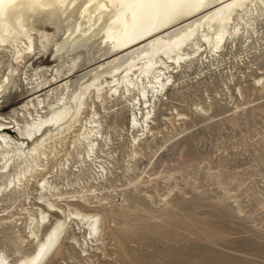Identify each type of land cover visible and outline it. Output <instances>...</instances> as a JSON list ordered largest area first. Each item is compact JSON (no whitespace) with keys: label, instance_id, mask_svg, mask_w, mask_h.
I'll use <instances>...</instances> for the list:
<instances>
[{"label":"rangeland","instance_id":"obj_1","mask_svg":"<svg viewBox=\"0 0 264 264\" xmlns=\"http://www.w3.org/2000/svg\"><path fill=\"white\" fill-rule=\"evenodd\" d=\"M258 7L250 26L241 24L218 48L202 44L180 67L170 64V82L151 102L122 87L111 95L104 86L98 99L87 98L78 122L50 140L33 177L16 192H0V252L8 264L31 254L63 218L47 212L48 222L33 225L36 207L46 212L37 203L44 197L64 214L96 215L97 230L89 233L70 214L43 264H264V6ZM31 35L34 49L21 59L8 45L0 50V80L8 77L0 87V122L17 140L13 119L22 127L31 119L26 110L36 116L26 102L37 103L39 95L40 114H48L66 95L58 84L87 67L83 58L61 79L69 63L55 74L52 42ZM45 80L51 81L32 93ZM148 110L143 127L131 123ZM93 111L100 126L90 150L82 134ZM42 176L50 187L41 186Z\"/></svg>","mask_w":264,"mask_h":264},{"label":"bare ground","instance_id":"obj_2","mask_svg":"<svg viewBox=\"0 0 264 264\" xmlns=\"http://www.w3.org/2000/svg\"><path fill=\"white\" fill-rule=\"evenodd\" d=\"M259 5L264 6V0H0V50L8 45L15 60L23 58L26 51L34 49L33 31L39 33L45 44L52 42L53 57L58 60L55 74L62 71L60 65L64 61L69 63L61 79L71 76L83 58L87 64L72 80L69 77L58 84L67 92L58 106L48 107V114H40L38 108L43 99L38 98L39 95L35 96L37 103L33 99L26 102L25 107L33 106L36 116L26 110L31 119L22 127L13 119L22 140L11 137L4 131L11 126L0 122V178L4 179L0 192L15 191L33 177L35 167L47 158L50 140L78 122L87 98L98 99L104 86L111 95L122 87V93L136 89L138 100L142 99L143 104L151 102V98L169 84L170 64L180 67V63L197 53L202 44L209 50L218 48L224 37L242 29L241 24L242 27L250 26L251 15ZM37 24L47 25L53 31L47 33L36 28ZM78 52L85 53L84 57H73ZM120 68L122 74L117 76ZM107 75L110 80L105 79ZM7 78L5 83L0 80V87L8 82ZM49 81L33 86L32 93L40 91ZM148 113L149 110L140 118L135 113L131 123L143 127ZM86 123L90 128L82 137L92 150L98 143L100 126L94 111ZM46 179L42 176L41 186H49ZM37 203L43 205L46 212L36 207L39 221L31 216L33 225L36 223L38 227L41 222H48L47 212L58 213L63 218L55 220L36 241L34 251L20 257L16 264H43L53 254L70 214L86 224L89 233L97 230L96 215L77 210L64 214V210L48 197ZM30 234L35 237L31 227ZM6 256L0 252V264H8Z\"/></svg>","mask_w":264,"mask_h":264}]
</instances>
